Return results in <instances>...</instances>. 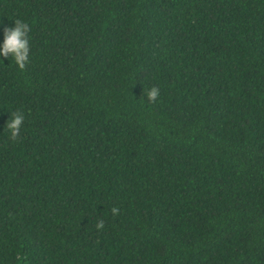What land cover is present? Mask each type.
<instances>
[{
	"label": "trees",
	"instance_id": "obj_1",
	"mask_svg": "<svg viewBox=\"0 0 264 264\" xmlns=\"http://www.w3.org/2000/svg\"><path fill=\"white\" fill-rule=\"evenodd\" d=\"M16 19L0 264H264V0H0Z\"/></svg>",
	"mask_w": 264,
	"mask_h": 264
},
{
	"label": "clouds",
	"instance_id": "obj_2",
	"mask_svg": "<svg viewBox=\"0 0 264 264\" xmlns=\"http://www.w3.org/2000/svg\"><path fill=\"white\" fill-rule=\"evenodd\" d=\"M29 31V25L27 22L20 19L13 20V26L4 27L2 32V40H0V57H11L12 62L16 68L23 70L29 59V42L27 33ZM158 88L151 86L146 90V99L151 102L156 99L158 95ZM23 114L19 112H12L8 115L7 120L4 123V128L8 132V139L15 140L19 134L20 127L23 124ZM112 214H116L118 209L113 207L111 209ZM97 229L103 227L102 222H97L95 225Z\"/></svg>",
	"mask_w": 264,
	"mask_h": 264
}]
</instances>
